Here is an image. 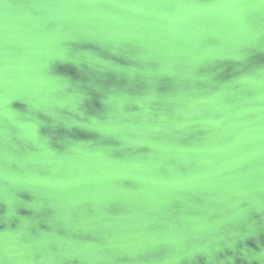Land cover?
I'll use <instances>...</instances> for the list:
<instances>
[{
	"label": "clouds",
	"instance_id": "9594fccd",
	"mask_svg": "<svg viewBox=\"0 0 264 264\" xmlns=\"http://www.w3.org/2000/svg\"><path fill=\"white\" fill-rule=\"evenodd\" d=\"M0 264H264V0H0Z\"/></svg>",
	"mask_w": 264,
	"mask_h": 264
}]
</instances>
